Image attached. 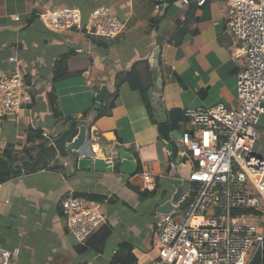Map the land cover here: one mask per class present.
<instances>
[{
    "label": "crops",
    "instance_id": "obj_1",
    "mask_svg": "<svg viewBox=\"0 0 264 264\" xmlns=\"http://www.w3.org/2000/svg\"><path fill=\"white\" fill-rule=\"evenodd\" d=\"M98 6L110 7L125 25L119 36L101 40L100 46L84 32L51 31L40 18L54 9L76 8L85 23ZM228 16L222 0L202 6L176 0H0V75L12 69L7 59L15 56L33 90L29 104L0 118V149L13 147L23 157L24 149L35 144L27 142L29 127L59 130L47 97L51 91L64 118L81 119L85 109L98 108L105 98L106 106L113 104L101 116L93 109L81 119L86 137L78 150L56 153L49 167L2 183L0 245L17 249L10 264L152 261L155 224L160 214L186 206L178 201L195 165L179 149V139L172 158L158 124L182 132L184 121L176 111L239 104L241 61L230 60L234 39L226 26ZM62 55L68 76L54 81L55 62ZM141 61L152 73L149 108L128 83L114 86L117 72ZM102 87L106 94L99 101L95 96ZM256 127L258 154L264 156V117H258ZM145 173L154 182L150 189ZM143 191L151 194L143 196ZM85 195L108 200L103 207L107 220L81 244L68 230L60 204Z\"/></svg>",
    "mask_w": 264,
    "mask_h": 264
},
{
    "label": "built area",
    "instance_id": "obj_2",
    "mask_svg": "<svg viewBox=\"0 0 264 264\" xmlns=\"http://www.w3.org/2000/svg\"><path fill=\"white\" fill-rule=\"evenodd\" d=\"M164 3L166 0H158ZM182 5L194 1L176 0ZM228 7L226 26L234 43L230 60L241 61L236 73L237 107L220 103L183 110L179 149L195 165L187 189L174 206L160 214L152 237L156 255L149 264H252L264 244V156L258 154L259 116L264 117V0H222ZM51 31L75 30L113 39L125 25L110 7L98 6L83 23L74 8L40 14ZM18 20V17H14ZM12 69L0 75V118L18 113L32 101L33 90L15 56ZM50 130L42 132L48 138ZM146 188L153 179L143 174ZM0 180V188L2 187ZM108 200L70 197L60 204L66 225L78 243H85L107 220ZM17 249L0 245V264H10Z\"/></svg>",
    "mask_w": 264,
    "mask_h": 264
},
{
    "label": "trees",
    "instance_id": "obj_3",
    "mask_svg": "<svg viewBox=\"0 0 264 264\" xmlns=\"http://www.w3.org/2000/svg\"><path fill=\"white\" fill-rule=\"evenodd\" d=\"M191 2V1H190ZM189 2V3H190ZM92 40L100 46V41L105 40L100 37H92ZM65 65V55H62L55 62V70L53 75L54 81L62 80L67 77L68 74L63 70ZM152 73L149 70V65L146 61L137 62L133 67L126 72H117L114 79L115 90L121 82L129 84L130 88L137 91L148 107L149 105V88L152 83ZM117 92V91H116ZM114 92V93H116ZM54 91L48 93V101L52 107L53 123L59 125V130L51 131L48 138L42 136L43 130L41 128H28L27 130V142L35 143L31 147L25 150L23 157L18 156V153L13 147H3L0 149V180L5 182L11 178L20 176L22 174H29L36 172L37 170L49 167V160L55 156L56 153L63 155L68 149V144L75 138L78 133L79 122L81 119L86 118L91 110H96L97 115L101 116L107 112L106 108H112L113 104H106L105 101L99 105L98 108H94L91 105L85 109L81 115V119L76 117L62 116L61 111L57 108L56 97L53 94ZM149 108V107H148ZM108 109V110H109ZM177 117L182 118L183 112L176 111ZM143 196H148L151 193L147 191L140 192ZM89 200H100L101 197L84 196ZM252 264H264V244L262 250L256 255Z\"/></svg>",
    "mask_w": 264,
    "mask_h": 264
},
{
    "label": "water",
    "instance_id": "obj_4",
    "mask_svg": "<svg viewBox=\"0 0 264 264\" xmlns=\"http://www.w3.org/2000/svg\"><path fill=\"white\" fill-rule=\"evenodd\" d=\"M106 94V88L102 87L95 96L99 101H102ZM157 132L163 142L167 144L168 151L171 152L174 158L178 151V139L181 135L180 131H170V127L166 123H159ZM171 132V133H170ZM86 127L79 125L77 136L68 144L69 149L78 150L85 142ZM165 213V212H164Z\"/></svg>",
    "mask_w": 264,
    "mask_h": 264
},
{
    "label": "rangeland",
    "instance_id": "obj_5",
    "mask_svg": "<svg viewBox=\"0 0 264 264\" xmlns=\"http://www.w3.org/2000/svg\"><path fill=\"white\" fill-rule=\"evenodd\" d=\"M257 127H258V125H257Z\"/></svg>",
    "mask_w": 264,
    "mask_h": 264
}]
</instances>
